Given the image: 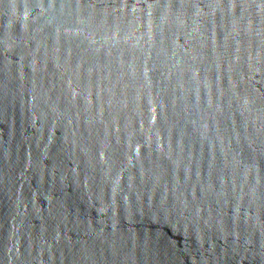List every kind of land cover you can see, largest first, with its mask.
<instances>
[{
	"label": "water",
	"instance_id": "95a60500",
	"mask_svg": "<svg viewBox=\"0 0 264 264\" xmlns=\"http://www.w3.org/2000/svg\"><path fill=\"white\" fill-rule=\"evenodd\" d=\"M0 264H264V0H0Z\"/></svg>",
	"mask_w": 264,
	"mask_h": 264
}]
</instances>
